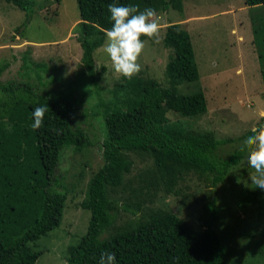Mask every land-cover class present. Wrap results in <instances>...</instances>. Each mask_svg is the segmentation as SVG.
I'll use <instances>...</instances> for the list:
<instances>
[{
    "label": "trees",
    "instance_id": "1",
    "mask_svg": "<svg viewBox=\"0 0 264 264\" xmlns=\"http://www.w3.org/2000/svg\"><path fill=\"white\" fill-rule=\"evenodd\" d=\"M2 1L26 16L33 10L30 0ZM114 2L138 4L142 10H182L181 0H75L80 63L89 76L92 53L102 45L104 30L112 26L107 8ZM244 4L264 5V0H244ZM253 32L259 48L261 30ZM162 45L171 52L164 67L165 87L142 77H122L114 93L121 97L104 107L101 166L87 181L79 203L89 219L78 243L67 248L65 264H99L104 251L115 253L116 264H225V248L212 227L218 216L216 198L204 202L203 229L198 230L171 213L144 206L159 192L178 196L188 174L212 188L218 186L245 153L239 146L219 157V146L230 141L167 119V112L184 119L198 117L206 105L201 92L179 95L176 91L178 85L198 79L188 33L178 24L167 25ZM0 94L5 96L0 99V264H34L41 252L32 251L29 244L59 226L66 199L53 183L54 168L64 150L80 152L90 143L85 132L73 125L77 101L70 94H36L27 84L13 83H0ZM46 103L44 126L34 131L32 111ZM130 155L151 162L131 178ZM260 198L261 193L252 191L239 202L244 206ZM119 210L133 219L116 224Z\"/></svg>",
    "mask_w": 264,
    "mask_h": 264
},
{
    "label": "rangeland",
    "instance_id": "2",
    "mask_svg": "<svg viewBox=\"0 0 264 264\" xmlns=\"http://www.w3.org/2000/svg\"><path fill=\"white\" fill-rule=\"evenodd\" d=\"M30 1L33 10L26 16L0 0V83L27 84L32 93L42 95L70 94L77 101L73 125L85 132L90 143L80 152H62L53 171L56 190L66 195L60 224L29 244L32 251L41 252L34 264H65L67 248L78 243L87 227L89 212L79 203L87 181L101 166L104 107L121 97L114 93L123 79L104 54L105 36L92 53V76L82 68L75 0ZM181 8L180 12L172 8L158 11L161 43H148L140 60L142 71L135 77L165 87L164 67L171 52L162 45L164 28L178 24L185 30L198 79L178 85L176 91L179 95L201 92L206 111L188 119L172 112L166 117L194 131H209L217 140L230 141L217 149V156L224 157L242 144L240 137L257 126L264 127V5L248 7L244 0H181ZM253 29L261 30L257 33L259 48ZM4 97L0 94V99ZM247 157L245 151L241 162L214 188L188 174L179 185L178 196L159 192L144 206L171 213L198 230L203 229V204L213 196L218 216L212 227L225 248V264H264V190L252 185ZM129 159L130 178L151 164L134 155ZM252 191L261 193L260 200L240 205ZM116 219L120 225L133 218L119 210Z\"/></svg>",
    "mask_w": 264,
    "mask_h": 264
},
{
    "label": "clouds",
    "instance_id": "3",
    "mask_svg": "<svg viewBox=\"0 0 264 264\" xmlns=\"http://www.w3.org/2000/svg\"><path fill=\"white\" fill-rule=\"evenodd\" d=\"M108 13L111 28L104 30V54L111 62L113 71L131 80L142 71L141 57L149 42L161 43V20L158 11L151 7L140 9L138 4L110 3ZM47 103L32 111L31 128L36 131L44 126ZM248 152L247 165L252 172L249 178L254 188L264 190V127L253 128L239 147ZM99 264H116L115 253L104 251Z\"/></svg>",
    "mask_w": 264,
    "mask_h": 264
}]
</instances>
